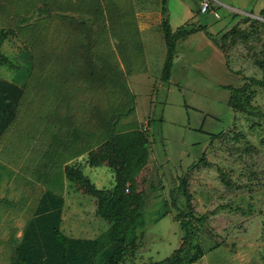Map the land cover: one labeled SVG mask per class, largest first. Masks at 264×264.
Instances as JSON below:
<instances>
[{
  "label": "rangeland",
  "instance_id": "obj_1",
  "mask_svg": "<svg viewBox=\"0 0 264 264\" xmlns=\"http://www.w3.org/2000/svg\"><path fill=\"white\" fill-rule=\"evenodd\" d=\"M228 1L197 14L194 0H0V49L14 64H0V88H24L0 107V131L16 109L0 138V264H100L102 252L66 254L56 238L58 228L80 243L111 226L65 167L81 163L110 188L114 171L88 165L84 145L134 127L150 135L147 202L123 264L170 257L189 234L203 249L190 264H264V0ZM161 2L174 29L196 15L221 48L191 43L169 81L164 30L139 14ZM119 69L121 87L108 79ZM228 85H247L258 109L233 106Z\"/></svg>",
  "mask_w": 264,
  "mask_h": 264
},
{
  "label": "trees",
  "instance_id": "obj_2",
  "mask_svg": "<svg viewBox=\"0 0 264 264\" xmlns=\"http://www.w3.org/2000/svg\"><path fill=\"white\" fill-rule=\"evenodd\" d=\"M261 11L263 12L264 8ZM191 24V22H188V24L174 30L168 19L164 21L163 30L168 49L162 72V78L165 81H169L173 74L178 41L187 35L196 32L198 29ZM236 29L235 26L231 31H236ZM1 32L6 33L7 31L2 29ZM92 41L93 42H89V44L94 45L95 41ZM6 62H10L11 65H14L12 61H9L8 56L0 49V64ZM81 67L82 66L80 65V68ZM122 70L123 69H119L113 73L110 72L109 74L112 76L110 75L111 77L108 78L109 82L114 83L115 81H119L120 87L124 85L125 80H122V78H124L126 72L123 73L124 70ZM106 74L107 72L104 73L102 77H107ZM225 87L231 90L232 95L230 102L233 106H242L248 111L258 109V107L254 106L251 102V95L248 92L247 85L241 87L228 85ZM0 89V95L3 94V97L0 99V101H2L0 102V107L3 105V108L12 104L14 98L12 92H20V96L16 102L21 99L24 92V88L15 84H11L8 88L4 87ZM96 96H100L99 91ZM90 103V106L92 107L93 101ZM15 112L12 119L0 131V138L13 123L16 115ZM1 117L2 113H0V121L4 120L3 118L1 119ZM114 125H116V123H114ZM94 134V132L90 133L89 135L91 136L88 135V137L99 139L100 143L94 145L92 144L93 141L88 138L87 141L90 142H88L87 145H84V148L86 147L85 149L89 147L86 161L88 165L92 167H98L101 165H107L110 167L115 175L114 184L110 188L99 187L95 181L85 173L81 163L79 165L68 163L65 167V171L68 178L77 185L78 190L84 194L95 197L98 215L108 220L111 223V226L97 238L80 240V243L73 241L75 240L73 238V240H70V238L58 228L55 230V235L58 241L60 240V243H63L66 246V254L70 250L75 251L77 246L82 245L85 249V253L86 250L91 252L93 250L95 253L102 252L103 257L100 264H123V258L127 251L134 253L137 248L136 243L133 242L132 244H129L132 230L143 225L142 217L147 202V196L145 191L140 187L139 175L149 162L150 135L143 127H134L126 131H117L111 133L109 137L104 139H102V135H98L99 133H96L95 136ZM84 148L83 150H85ZM80 151H82V149ZM80 154H82V152ZM206 217L207 215L205 214L198 219L201 222H204ZM183 228L187 229V226L183 225ZM190 240L191 238L189 234L185 237L182 245L173 255L163 260L146 264H190L197 261L201 257L200 253L203 249L201 248L202 246H197L195 243L189 244ZM56 244L58 245L59 242L56 241ZM187 244L190 246L187 247ZM194 250L195 252H193Z\"/></svg>",
  "mask_w": 264,
  "mask_h": 264
},
{
  "label": "crops",
  "instance_id": "obj_3",
  "mask_svg": "<svg viewBox=\"0 0 264 264\" xmlns=\"http://www.w3.org/2000/svg\"><path fill=\"white\" fill-rule=\"evenodd\" d=\"M194 1L196 2V6H197V3L200 4L199 0H194ZM218 1L220 2V4L225 5V6L230 4L228 0H218ZM230 5H232V4H230ZM146 6L148 7L147 9H143V10L139 11L140 22H141L142 19L145 20V24L141 25L142 27L150 28V27L155 26L156 24H159L157 26H161V28H163L164 21L166 19H168L171 22V17L168 15L167 11L164 9V3L161 2L157 6H153L154 9H151V10L149 9L148 5H146ZM186 6L188 7V9L191 8L190 4L186 3ZM233 8L236 9V10H242L241 7L233 6ZM215 10H216V8H215ZM142 13H144V14L142 15ZM196 13L198 14V7H197V12ZM216 14L219 17V13H216ZM195 16L193 15L192 17H190V16L188 17L186 15V17H185L186 21L185 22L183 21L184 23L177 27V28H180V27L188 24V22H191L192 23L191 25L194 26L195 28H198V29H197L196 32H194L192 34H189L186 37H184V38H182V39H180L178 41V46H177V50H176L174 66H175V64L177 63V61L179 60L180 57L184 58L185 54H189V53H186V52H188V51L190 52V48L192 46L191 43L196 42V44L194 45V47H195L194 52H202L203 48H205V46H207V45L209 46V48H211V50H212V48H215L216 51L221 50V48L210 37V35H209L210 32L207 31V28H208L207 26L208 25H198L197 22H196L197 20H195L196 19ZM157 26H155V27H157ZM172 28L174 29L173 26H172ZM177 28H175V29H177ZM197 32H204L205 33L204 35H208V36H207V38L205 36H203V39H202V37L201 38H196V40L194 41L191 37L193 35H195V33H197ZM163 37L165 39V35L164 34H163ZM166 44H167V42H166ZM180 49H182V50L180 51ZM167 51H168V49H167ZM192 54H193V52H192ZM166 56H167V53H166ZM165 60H166V58H165ZM174 66H173V68H174ZM172 76H173V74H172Z\"/></svg>",
  "mask_w": 264,
  "mask_h": 264
},
{
  "label": "built area",
  "instance_id": "obj_4",
  "mask_svg": "<svg viewBox=\"0 0 264 264\" xmlns=\"http://www.w3.org/2000/svg\"><path fill=\"white\" fill-rule=\"evenodd\" d=\"M211 6H212V0H201L200 11L201 12H208L212 8Z\"/></svg>",
  "mask_w": 264,
  "mask_h": 264
},
{
  "label": "water",
  "instance_id": "obj_5",
  "mask_svg": "<svg viewBox=\"0 0 264 264\" xmlns=\"http://www.w3.org/2000/svg\"><path fill=\"white\" fill-rule=\"evenodd\" d=\"M197 7H198V11H200V4L199 3H197Z\"/></svg>",
  "mask_w": 264,
  "mask_h": 264
}]
</instances>
